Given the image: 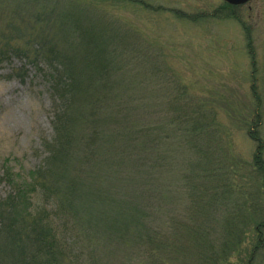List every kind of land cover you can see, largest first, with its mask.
Instances as JSON below:
<instances>
[{"label": "rangeland", "instance_id": "374dc122", "mask_svg": "<svg viewBox=\"0 0 264 264\" xmlns=\"http://www.w3.org/2000/svg\"><path fill=\"white\" fill-rule=\"evenodd\" d=\"M37 1L73 14L53 46L75 58L63 71L79 87L74 114L59 147L54 111L64 86L52 89L43 59L3 60L0 170L9 162L30 183L53 145L57 195L46 205L62 264H264L256 224L264 181L254 163L264 143V0L232 8L224 0ZM11 2L0 0V27ZM80 26L88 34L78 37ZM90 41L106 46L105 82L78 68ZM9 190L0 179V198Z\"/></svg>", "mask_w": 264, "mask_h": 264}, {"label": "trees", "instance_id": "16d2710c", "mask_svg": "<svg viewBox=\"0 0 264 264\" xmlns=\"http://www.w3.org/2000/svg\"><path fill=\"white\" fill-rule=\"evenodd\" d=\"M11 1L16 6L11 11L7 23L0 27V63L3 60L10 61L18 57L25 58L28 63L33 65L38 63L40 59L45 60L49 71H51L47 77L52 89L55 84L64 86L57 92V97L61 98L62 104L58 111H54L53 129L56 136H64L62 140H59L61 142L59 147L65 146L66 143L63 141L69 135V122L74 114L72 98L75 96L76 89L79 91V87L75 88L77 80L72 72L63 74L64 69L69 66V62L75 58L72 59L70 55L68 57L61 56L63 55L61 52L59 55L56 53L57 48L53 45L55 42L57 43L54 36L61 33L62 28L66 27L68 23L72 25L69 18L73 14L65 13L66 9L59 8L55 4L44 7L45 4L37 0ZM229 6L230 8L233 7L230 4ZM2 19L3 16H0V21ZM76 20L78 24L80 20L78 18ZM58 24L60 27L57 29ZM39 28L42 29L43 34L33 36L36 29ZM53 29L55 30L54 33H52ZM75 32L78 37L88 34L82 26L77 28ZM98 46H102L101 41L97 42L96 45L95 42L90 41L84 46L87 64H81L78 68H81L82 74L86 71L91 72L89 78L92 79V76L95 75L97 80L105 82L108 76L107 68L100 62L99 54L102 52V48L106 46L104 44L100 49ZM80 59L85 58L80 56ZM17 70V72L13 71L12 73L22 78L23 75L20 72L22 69L17 68ZM79 83L82 87L86 81L81 78ZM255 91L254 88L252 91L254 95ZM254 126L256 125H253L248 133L254 138V141H259L261 136L259 137ZM49 146L51 148L48 147L43 164L29 171L31 174H36L31 176L32 182L30 183L24 182L26 178L21 180V176L16 178L9 162L3 161L2 163L0 179L7 182L10 190L5 197L0 198V264H62L66 259V251L56 228L52 224L51 217L53 216L49 213L50 209L46 205L57 195V187L50 181L53 173L49 161L50 156H52L50 154L54 151L53 145L49 144ZM258 149L259 152L255 154L254 163L260 167V171H263L262 178L264 181V164H262L261 156L264 143L261 141ZM39 190L43 194L42 203L37 198ZM256 224L261 229L257 230V233L262 232L264 221H258ZM258 234L259 236L263 235L262 233ZM261 238H258L260 243L263 242ZM257 248L255 246L253 253ZM252 256L250 255V258Z\"/></svg>", "mask_w": 264, "mask_h": 264}, {"label": "water", "instance_id": "95a60500", "mask_svg": "<svg viewBox=\"0 0 264 264\" xmlns=\"http://www.w3.org/2000/svg\"><path fill=\"white\" fill-rule=\"evenodd\" d=\"M225 1L232 5H242L247 3L249 0H225Z\"/></svg>", "mask_w": 264, "mask_h": 264}]
</instances>
